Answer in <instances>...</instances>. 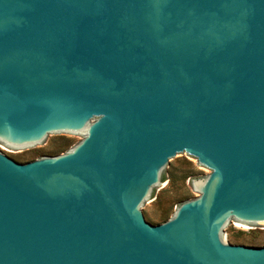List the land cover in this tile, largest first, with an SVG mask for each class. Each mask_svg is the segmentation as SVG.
I'll use <instances>...</instances> for the list:
<instances>
[{"label":"water","instance_id":"obj_1","mask_svg":"<svg viewBox=\"0 0 264 264\" xmlns=\"http://www.w3.org/2000/svg\"><path fill=\"white\" fill-rule=\"evenodd\" d=\"M0 264H264V0H0ZM211 172L151 224L173 163ZM164 176V181L162 177Z\"/></svg>","mask_w":264,"mask_h":264},{"label":"rangeland","instance_id":"obj_2","mask_svg":"<svg viewBox=\"0 0 264 264\" xmlns=\"http://www.w3.org/2000/svg\"><path fill=\"white\" fill-rule=\"evenodd\" d=\"M83 138L84 136H54L45 147L26 152L7 147L0 141V150L10 158L20 163H25L43 156L53 155L51 153L57 150L60 151V154H63L78 144ZM210 172L208 168L187 156L173 163L162 189L153 197L143 212V216L151 224L162 223L159 218L163 212L168 213V219L171 218L181 201L191 200L200 195L194 189L192 181L198 178H205ZM225 238L229 244L263 246L264 228H251L234 222Z\"/></svg>","mask_w":264,"mask_h":264},{"label":"trees","instance_id":"obj_3","mask_svg":"<svg viewBox=\"0 0 264 264\" xmlns=\"http://www.w3.org/2000/svg\"><path fill=\"white\" fill-rule=\"evenodd\" d=\"M59 152H60L59 150L54 151V152L51 153V154H53V155H49V156H55V155H58V154H60ZM162 180L164 181V176L162 177ZM181 202H182V201H181ZM167 219H168V213L163 212V213L161 214V217L159 218V220H161V222H164V221H166ZM252 240H254V239H252Z\"/></svg>","mask_w":264,"mask_h":264},{"label":"built area","instance_id":"obj_4","mask_svg":"<svg viewBox=\"0 0 264 264\" xmlns=\"http://www.w3.org/2000/svg\"><path fill=\"white\" fill-rule=\"evenodd\" d=\"M240 225H242V224H240Z\"/></svg>","mask_w":264,"mask_h":264}]
</instances>
